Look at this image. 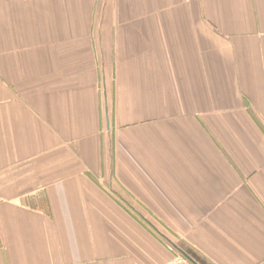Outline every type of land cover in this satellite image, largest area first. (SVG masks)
Segmentation results:
<instances>
[{
  "label": "crops",
  "instance_id": "obj_1",
  "mask_svg": "<svg viewBox=\"0 0 264 264\" xmlns=\"http://www.w3.org/2000/svg\"><path fill=\"white\" fill-rule=\"evenodd\" d=\"M264 264V0H0V264Z\"/></svg>",
  "mask_w": 264,
  "mask_h": 264
},
{
  "label": "built area",
  "instance_id": "obj_2",
  "mask_svg": "<svg viewBox=\"0 0 264 264\" xmlns=\"http://www.w3.org/2000/svg\"><path fill=\"white\" fill-rule=\"evenodd\" d=\"M164 264H195L193 261H191L188 257L181 253H177L173 259H171L169 262Z\"/></svg>",
  "mask_w": 264,
  "mask_h": 264
}]
</instances>
